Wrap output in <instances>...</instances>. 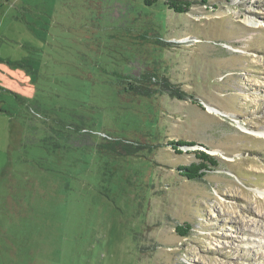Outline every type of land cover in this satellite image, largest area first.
Returning <instances> with one entry per match:
<instances>
[{"label": "rangeland", "instance_id": "374dc122", "mask_svg": "<svg viewBox=\"0 0 264 264\" xmlns=\"http://www.w3.org/2000/svg\"><path fill=\"white\" fill-rule=\"evenodd\" d=\"M190 1L0 0V264H264V0Z\"/></svg>", "mask_w": 264, "mask_h": 264}, {"label": "trees", "instance_id": "16d2710c", "mask_svg": "<svg viewBox=\"0 0 264 264\" xmlns=\"http://www.w3.org/2000/svg\"><path fill=\"white\" fill-rule=\"evenodd\" d=\"M143 1L147 5H152L157 0H143ZM166 4L170 8L174 9L176 12H179V13L187 12L191 8L190 0L185 1V2H182L180 0H167ZM141 75L137 76L134 80H132V78L122 80L120 81V85H123L126 83L128 87L123 86L122 88L124 90L128 89L136 93H142V94L147 95L151 91V86L149 83L151 82V77L156 76V75L154 73H143ZM164 79H166L165 81L166 83L168 82L170 83L169 78H164ZM166 83H163V84H166ZM176 93L178 92L176 91ZM179 97L184 98L183 93H180ZM174 144L180 145V144H186V142L178 141V142H175ZM196 157L198 159L197 162H193L188 166H179V169L182 171V175L189 180H197L199 178L204 177V175H206V171H208L210 167L212 166L216 167L218 165V161L215 155H211L206 152L199 151V152H196ZM185 227H188V229H190L189 224L187 223L177 227V230L179 231L181 235H188L187 234L188 230H186Z\"/></svg>", "mask_w": 264, "mask_h": 264}, {"label": "bare ground", "instance_id": "6f19581e", "mask_svg": "<svg viewBox=\"0 0 264 264\" xmlns=\"http://www.w3.org/2000/svg\"><path fill=\"white\" fill-rule=\"evenodd\" d=\"M247 131V130H246ZM250 133V132H249ZM258 134V133H257ZM259 135H262V136H264V132H260V134ZM261 194H263V193H261Z\"/></svg>", "mask_w": 264, "mask_h": 264}]
</instances>
